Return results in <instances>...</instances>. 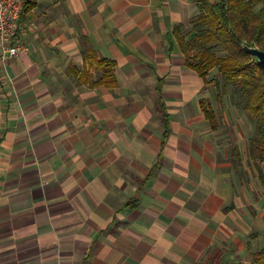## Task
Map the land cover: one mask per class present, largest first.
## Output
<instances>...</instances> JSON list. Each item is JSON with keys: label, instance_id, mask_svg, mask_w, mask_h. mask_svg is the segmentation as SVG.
I'll return each mask as SVG.
<instances>
[{"label": "crops", "instance_id": "0c3cea01", "mask_svg": "<svg viewBox=\"0 0 264 264\" xmlns=\"http://www.w3.org/2000/svg\"><path fill=\"white\" fill-rule=\"evenodd\" d=\"M196 13L38 0L24 15L26 51L0 66V264H221L248 249L263 192L250 164L232 167L171 32L191 39ZM86 48L114 62L116 87L80 77Z\"/></svg>", "mask_w": 264, "mask_h": 264}, {"label": "trees", "instance_id": "16d2710c", "mask_svg": "<svg viewBox=\"0 0 264 264\" xmlns=\"http://www.w3.org/2000/svg\"><path fill=\"white\" fill-rule=\"evenodd\" d=\"M38 0H23L18 23L30 13ZM197 13L190 20L194 36L186 40L181 24L174 26L172 35L185 65L202 80L205 89L213 91L216 103L223 107V96L230 93L238 99L245 117L253 124V135L247 141L250 167L263 189L264 208V65L249 56L242 44L264 52V0H193ZM82 72L87 80L91 71L101 72L95 85L117 86L114 62L86 48L82 51ZM214 73L213 76H210ZM201 112L212 131L219 129L218 115L208 100H200ZM232 167L241 165L236 148L231 149ZM135 206V204H131ZM252 232L251 237L256 238ZM249 264H264V231Z\"/></svg>", "mask_w": 264, "mask_h": 264}, {"label": "rangeland", "instance_id": "374dc122", "mask_svg": "<svg viewBox=\"0 0 264 264\" xmlns=\"http://www.w3.org/2000/svg\"><path fill=\"white\" fill-rule=\"evenodd\" d=\"M214 73H211L210 76H213ZM208 101L211 106L214 108L218 115L220 122L219 131L223 140H226V143L230 146V151L233 146H236L239 154L241 155V160L245 162L249 167L248 153H247V141L253 135V124L248 121L245 117L241 104L238 103L237 97L231 99L230 93L223 96V107L220 108L216 103L213 91L209 89L208 91ZM250 173L253 176L256 187L263 192L257 178L255 171L250 168ZM244 229V228H243ZM246 238L240 239V242L243 243L246 240V247L249 245L246 251H243L241 254H237L236 251H233L232 248L230 253L226 254L219 259L221 264H249L251 260V254L257 250L258 242L260 237L263 235L264 231V217L260 220L257 219V223L253 226L245 227ZM257 233L258 237L252 238L249 236L250 232Z\"/></svg>", "mask_w": 264, "mask_h": 264}, {"label": "built area", "instance_id": "2783aa9c", "mask_svg": "<svg viewBox=\"0 0 264 264\" xmlns=\"http://www.w3.org/2000/svg\"><path fill=\"white\" fill-rule=\"evenodd\" d=\"M23 0H0V66L8 59L26 51L22 44H15L20 30L18 23Z\"/></svg>", "mask_w": 264, "mask_h": 264}, {"label": "water", "instance_id": "95a60500", "mask_svg": "<svg viewBox=\"0 0 264 264\" xmlns=\"http://www.w3.org/2000/svg\"><path fill=\"white\" fill-rule=\"evenodd\" d=\"M241 47L249 56L256 59L259 64L264 65V52L258 48L250 47L245 44H242Z\"/></svg>", "mask_w": 264, "mask_h": 264}]
</instances>
